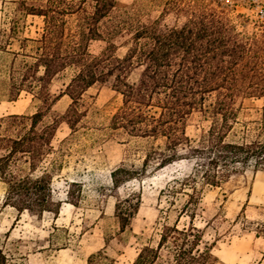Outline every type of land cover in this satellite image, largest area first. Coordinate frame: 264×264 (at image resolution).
I'll list each match as a JSON object with an SVG mask.
<instances>
[{
	"label": "trees",
	"instance_id": "1",
	"mask_svg": "<svg viewBox=\"0 0 264 264\" xmlns=\"http://www.w3.org/2000/svg\"><path fill=\"white\" fill-rule=\"evenodd\" d=\"M15 12L40 18L42 28L38 37L19 41L20 52L14 55L29 60L18 67L12 63L7 100L16 101L26 92L39 105L31 115L0 118L4 206L35 217L58 215L63 201L54 197L52 179L59 166L35 173L51 153L59 125L65 123L74 132L85 117L84 94L102 85L122 97L110 129L151 139L138 168L120 164L110 173L121 232L129 227L140 201L134 195L122 199L120 187L150 167L192 161L190 174L180 182V193L188 197L181 208L188 226L162 224L156 244L140 248L131 264H216L217 257L202 246V231L193 223L197 187L229 186L233 192L246 183L247 168L264 169V138L229 139L238 102L264 98V35L242 36L227 18L201 9L181 27L163 26L140 17L134 8L119 9L116 0H18ZM92 42L103 43L98 54L90 53ZM120 49L125 51L122 56L117 55ZM67 69L74 71L69 82L60 93H51V83ZM134 69H140V76L129 83ZM62 96L70 103L57 115L53 106ZM68 187L65 200L76 206L81 187L76 182ZM255 231L264 235V221ZM92 260L89 257L88 264ZM5 262L0 251V264Z\"/></svg>",
	"mask_w": 264,
	"mask_h": 264
},
{
	"label": "rangeland",
	"instance_id": "2",
	"mask_svg": "<svg viewBox=\"0 0 264 264\" xmlns=\"http://www.w3.org/2000/svg\"><path fill=\"white\" fill-rule=\"evenodd\" d=\"M17 1L0 0V118L31 115L39 105L26 92L16 101L7 100L12 63L18 67L21 61L29 60L14 55L20 52L19 41L38 37L42 28L40 18L15 12ZM116 6L134 8L140 17L168 27H181L193 12L207 10L230 20L242 36L264 35V22L258 14L264 0H116ZM102 47L103 43L92 42L89 51L98 54ZM124 52L120 49L117 55ZM73 73L67 69L55 78L50 92L60 93ZM139 76L140 69H134L128 82L135 83ZM83 102L82 122L74 132L65 123L59 125L52 151L35 173L50 170L52 164L59 166L52 179L53 195L63 201L57 216L19 214L4 206L5 185L0 182V251L5 264H88L91 256L92 264H131L140 248L156 244L162 224H177L179 228L189 224V218L181 213L188 197L180 193V182L190 174L192 161L182 160L163 169L150 167L120 187L122 199L134 195L140 205L129 227L119 230L115 199L110 195V173L120 164L138 168L151 148V139L132 138L110 129V119L122 105L119 93L95 85L86 91ZM69 103V98L62 96L53 112L63 115ZM237 107L238 119L229 139H263L264 98L242 99ZM246 178L233 192L229 186L197 187L199 201L193 223L202 231V246H209L217 257L216 264H264V235L255 231L264 221V169L254 172L249 167ZM71 182L81 187L76 206L65 200ZM173 190L177 192L171 193Z\"/></svg>",
	"mask_w": 264,
	"mask_h": 264
},
{
	"label": "built area",
	"instance_id": "3",
	"mask_svg": "<svg viewBox=\"0 0 264 264\" xmlns=\"http://www.w3.org/2000/svg\"><path fill=\"white\" fill-rule=\"evenodd\" d=\"M260 19L264 22V7L258 11Z\"/></svg>",
	"mask_w": 264,
	"mask_h": 264
}]
</instances>
